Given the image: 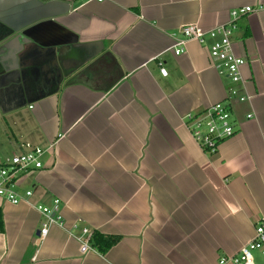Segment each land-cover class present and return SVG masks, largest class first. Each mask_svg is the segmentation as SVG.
I'll use <instances>...</instances> for the list:
<instances>
[{
    "label": "crops",
    "instance_id": "crops-1",
    "mask_svg": "<svg viewBox=\"0 0 264 264\" xmlns=\"http://www.w3.org/2000/svg\"><path fill=\"white\" fill-rule=\"evenodd\" d=\"M261 4L0 0V86L17 82L0 89V161L53 146L41 169L18 179L29 199L0 197V264H218L237 256L264 220V11L237 22L233 50L251 100L231 105L234 135L215 155L198 148L181 117L225 102L231 85L206 47L189 42L179 56L171 48L181 26L211 29L231 10ZM51 48L61 50L55 66L43 51ZM29 54L16 78L13 59ZM54 200L63 228L42 239L36 207ZM82 229L93 250L81 251ZM94 234L118 241L101 253Z\"/></svg>",
    "mask_w": 264,
    "mask_h": 264
},
{
    "label": "built area",
    "instance_id": "built-area-1",
    "mask_svg": "<svg viewBox=\"0 0 264 264\" xmlns=\"http://www.w3.org/2000/svg\"><path fill=\"white\" fill-rule=\"evenodd\" d=\"M79 1L83 3L88 0ZM97 1L101 2V0ZM261 11H264V4L256 7L246 6L233 9L228 14L227 22L207 30H203L195 24L181 26L178 31L180 38L175 39L171 48L174 55L179 56L183 54L185 45L189 42H196L200 46L206 47L215 73L231 85L227 90L225 102L214 104L201 112L187 113L181 117V121L192 140L205 154L215 155L219 144L234 135L231 105L250 103L251 98L245 91L242 77V68L245 62L234 53L232 38L237 30V22L241 18ZM158 66L160 75L165 77L166 70L162 62H159ZM246 119L251 120L253 116L248 114ZM52 147L51 145L47 149L31 148L25 153L0 161V197L12 205L29 199L32 196L30 191L24 192L23 195L18 193V179L31 170L41 169L43 167L42 157ZM36 209L44 218L40 238H45L52 226L63 228L58 200H54L50 207L37 206ZM88 238L90 236L87 229L80 230V234L76 236L77 241L82 245V252L93 250L86 241ZM252 251H258L264 256V220L257 222L252 241L241 248L237 256L220 258L218 264H254Z\"/></svg>",
    "mask_w": 264,
    "mask_h": 264
},
{
    "label": "water",
    "instance_id": "water-1",
    "mask_svg": "<svg viewBox=\"0 0 264 264\" xmlns=\"http://www.w3.org/2000/svg\"><path fill=\"white\" fill-rule=\"evenodd\" d=\"M8 36V35H7ZM6 36V38H4V39H7V38H9V36L7 37ZM15 40L16 39H18V36H15V38H14ZM13 41H9V42H6V44L4 45V47H7L9 44H11ZM21 47H22V45H21ZM44 52H45V56L49 59V62L51 63H53V65L55 66V65H58V58H60V54H61V50L59 49V48H51L50 50L49 49H44L43 50ZM34 55V54H33ZM30 57H32L31 56V54H29V55H17L13 60H14V62L16 63V67L18 68V70L16 71L15 70V74L14 75H16V78L18 77V76H21L22 77V64L21 63H23V62H26V61H28L29 59H30ZM17 73V74H16ZM5 76V74H1L0 75V81H1V79H3L2 77H4ZM16 85L17 84V82L16 83H14V80L12 79L11 80V82L10 83H8V84H5V85H1L0 86V89L1 90H3V88H8L10 85ZM3 91H5V90H3ZM15 91V90H14Z\"/></svg>",
    "mask_w": 264,
    "mask_h": 264
},
{
    "label": "trees",
    "instance_id": "trees-1",
    "mask_svg": "<svg viewBox=\"0 0 264 264\" xmlns=\"http://www.w3.org/2000/svg\"><path fill=\"white\" fill-rule=\"evenodd\" d=\"M3 221H2V214L0 211V233L3 232ZM118 241L117 238L114 237H106L100 234H94L92 237V245L93 247L101 253L106 252L109 250L116 242Z\"/></svg>",
    "mask_w": 264,
    "mask_h": 264
},
{
    "label": "rangeland",
    "instance_id": "rangeland-1",
    "mask_svg": "<svg viewBox=\"0 0 264 264\" xmlns=\"http://www.w3.org/2000/svg\"><path fill=\"white\" fill-rule=\"evenodd\" d=\"M254 264H264V256L260 254L258 251H252L251 253Z\"/></svg>",
    "mask_w": 264,
    "mask_h": 264
}]
</instances>
